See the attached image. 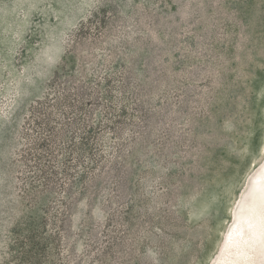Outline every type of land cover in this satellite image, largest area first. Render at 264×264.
<instances>
[{
	"label": "rangeland",
	"instance_id": "374dc122",
	"mask_svg": "<svg viewBox=\"0 0 264 264\" xmlns=\"http://www.w3.org/2000/svg\"><path fill=\"white\" fill-rule=\"evenodd\" d=\"M97 64L130 87L121 163L24 188L30 105ZM263 162L264 0H0V264H238Z\"/></svg>",
	"mask_w": 264,
	"mask_h": 264
},
{
	"label": "trees",
	"instance_id": "16d2710c",
	"mask_svg": "<svg viewBox=\"0 0 264 264\" xmlns=\"http://www.w3.org/2000/svg\"><path fill=\"white\" fill-rule=\"evenodd\" d=\"M91 69L89 74L84 68L79 80L73 79V73L64 79L55 74L44 95L30 105L17 140L25 168L24 188L58 185L60 193L65 190L69 197L83 195L91 174L106 163L118 166L120 155L128 151L133 131L127 129L128 112L122 104L130 87L113 67L104 73L99 64ZM109 138L114 139L112 145Z\"/></svg>",
	"mask_w": 264,
	"mask_h": 264
},
{
	"label": "bare ground",
	"instance_id": "6f19581e",
	"mask_svg": "<svg viewBox=\"0 0 264 264\" xmlns=\"http://www.w3.org/2000/svg\"><path fill=\"white\" fill-rule=\"evenodd\" d=\"M238 264H264V162L251 177L237 206Z\"/></svg>",
	"mask_w": 264,
	"mask_h": 264
}]
</instances>
